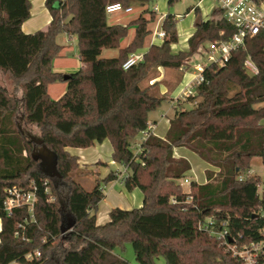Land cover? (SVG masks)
I'll return each instance as SVG.
<instances>
[{
	"label": "trees",
	"instance_id": "1",
	"mask_svg": "<svg viewBox=\"0 0 264 264\" xmlns=\"http://www.w3.org/2000/svg\"><path fill=\"white\" fill-rule=\"evenodd\" d=\"M150 2L46 0L48 27L25 34L31 1L0 0V91L11 102L0 106V264H129L117 253L128 244L138 264H157L159 258L166 264H241L212 231H227V241L241 246L263 238L261 177L248 172L254 158L264 162V33L249 38L223 66H207L205 81L186 99L192 108H177L165 137L149 133L134 153L135 139L152 125L149 114L166 100L159 69H187V60L206 42L229 41L235 33L222 9L204 21L196 8L188 50L173 54L179 40L174 15L164 17V40L152 45L148 38L158 15L153 10L126 25L108 24L109 4ZM132 29L131 42L123 47ZM62 33L77 37L82 63L69 79L54 70ZM109 49L118 56L101 57ZM141 50L142 61L124 70L130 55ZM247 58L258 74L244 68ZM59 82L67 83V91L54 100L48 86ZM106 140L112 160L126 170V191L141 190L144 203L130 210L116 207L110 221L98 224L104 190L98 179L93 190L83 187L81 177L94 171L83 170L69 148ZM178 147L213 168L206 171L205 184L191 182L190 193L180 181L188 178L191 164L175 157ZM54 163L60 178L48 174ZM118 177L113 171L103 181ZM34 187L33 219L27 206L7 211L9 189ZM211 218L215 223L208 231L199 229Z\"/></svg>",
	"mask_w": 264,
	"mask_h": 264
},
{
	"label": "rangeland",
	"instance_id": "2",
	"mask_svg": "<svg viewBox=\"0 0 264 264\" xmlns=\"http://www.w3.org/2000/svg\"><path fill=\"white\" fill-rule=\"evenodd\" d=\"M170 0H151L150 4H147L145 7H136V6H130L133 8V12L131 14H122V13H116L112 15H108V21L112 24H121L126 25L128 22H130L132 19L138 17L140 13H142L144 10H154L157 8V18L154 24L151 25L152 28V34L150 35L149 42L152 41V35L155 31V28L157 27L158 22H160L159 16H175L177 21V34L179 40L172 45L171 50L172 53H178L180 51H187L188 50V41L190 39V36L195 32V25H196V12L192 11L189 12L190 9L193 7L199 6L198 0H175L172 4H169ZM218 8L217 5L211 2V0H208L203 6H200V17L205 21L206 19L211 18L213 11ZM35 13L33 16V19L37 21L36 17H41V12L38 10L34 3ZM37 9V10H36ZM178 15L181 16V18L177 17ZM32 16V15H31ZM148 16V15H147ZM31 18V17H30ZM41 19V18H40ZM42 23V22H41ZM128 39V38H127ZM67 40V36L65 34L60 35L58 38L59 44L66 45L62 51V54L65 55L66 59L62 60V63L66 64L70 68H74L77 66L79 61L78 58V43L70 44L69 42H65ZM69 41V39H68ZM161 42V39H157V41L154 44H157ZM206 48L207 44L200 47L199 51L195 53V55L191 56L190 59L186 62L187 69H181V70H166L160 68V73H165L164 78L161 80H158L160 91L163 95L166 96V100L162 102V106L156 111L149 114L150 121H153L154 119H160L161 116L165 115V113L170 110L169 116H172L174 114V109L171 108L170 104V98H174L178 95H180L183 91H187L189 88V85L191 82L195 79L197 75V70H195V67L200 64L202 66L208 65L207 60V54H206ZM145 50H141V53ZM117 55L116 49H109L105 50L103 52V55L101 57L109 59L113 58ZM72 71L63 72L65 74H72L75 73V69H71ZM185 72V73H183ZM65 82H59L55 83L50 86L49 91L50 95L53 99H56L61 93V90L63 87H65ZM166 90V91H165ZM182 99L184 101H182ZM181 102H183L186 109H191L193 105L186 102L187 97L184 95L182 97ZM182 105H179V108ZM182 106V107H184ZM177 109V108H176ZM29 131H31L33 134H37L38 130L34 127L28 128ZM163 126H160L159 133L162 132ZM142 137L139 135L136 139L137 142H140ZM133 152L135 151V145H132ZM186 158L188 159L189 163L191 164V168L194 170V174H189L188 179L192 180L193 182L196 181L198 183L202 182L205 179V171H206V164L199 158L198 155H196L194 152H186ZM111 159V156L106 157L104 160L106 162H109ZM251 170H254L255 175L261 177L262 185L260 186V190H264V162L263 160L258 157L254 158L251 161ZM86 167H82L83 170H85ZM115 168H118V166H112L107 167L106 165H98L91 166L90 170L94 171V174L87 175L81 177V184L83 187H85L88 191L93 190L95 187V182L97 179L101 183V187L104 190L105 196H108V193L113 189V185L111 183H106L103 181V179L113 172ZM121 183H118V187L114 188L112 191V195L105 197L103 200V204L101 205L100 209L103 210L104 208H111V201H114L113 197L117 196L118 200L124 203L125 207L132 208H138L139 206L142 207L143 205V194L141 190L139 200L140 203H134L132 201V192H128L125 189L122 190ZM180 184L183 185V189L185 192H190V187L187 186V184H184V180L180 181ZM137 190V189H135ZM131 202V203H130ZM113 204V203H112ZM118 254H120L125 260L129 262V264H138L136 262L135 257V251H133L132 244L126 245L125 252H121L117 250ZM157 264H166L165 258H159L156 260Z\"/></svg>",
	"mask_w": 264,
	"mask_h": 264
},
{
	"label": "built area",
	"instance_id": "3",
	"mask_svg": "<svg viewBox=\"0 0 264 264\" xmlns=\"http://www.w3.org/2000/svg\"><path fill=\"white\" fill-rule=\"evenodd\" d=\"M199 2L203 0H198ZM216 5L219 9H222L227 21H229L235 28V33L232 39L229 41L219 42H206V54L208 65L216 64L223 66L232 56V52L238 50L240 47H244L246 41L249 38L255 37L259 33H264V0H216ZM133 12L132 7H123L120 3H113L107 6V15L116 13L131 14ZM156 30L153 33V39L164 40L165 32L162 28V24L158 22ZM204 44V45H206ZM131 57L124 64V70L139 63L144 58L143 53H135L130 55ZM207 66L198 64L195 67L197 75L195 79L189 85L187 91L184 92L183 96L189 97L196 93L197 86L205 81L204 73ZM244 68H246L252 75L259 73V69L253 63L250 58H247L244 62ZM145 136L144 140L149 135L148 132L143 133ZM143 140V142H144ZM142 144V143H141ZM141 144L138 147V152L141 150ZM248 174H253L249 171ZM124 175L122 178L124 179ZM244 176L239 177V181H242ZM184 184L191 187V181L186 178ZM36 191L34 187L32 191H23L18 188H12L8 190V197L5 201V206L9 213L16 207L27 206L33 219V211L36 201ZM264 194V190L261 191ZM190 193V192H188ZM173 202H176L173 200ZM264 218V204L259 212ZM215 221L211 218L207 222H201L199 229L208 231L209 228L214 225ZM219 239L223 240L226 248L232 253L233 257L236 258L241 264H264V228L262 229L263 238L259 242H251L245 245L237 244L236 240L227 241V231H212ZM18 234V233H17ZM16 234V235H17ZM40 256L39 253H37ZM32 255L28 258L31 259Z\"/></svg>",
	"mask_w": 264,
	"mask_h": 264
},
{
	"label": "crops",
	"instance_id": "4",
	"mask_svg": "<svg viewBox=\"0 0 264 264\" xmlns=\"http://www.w3.org/2000/svg\"><path fill=\"white\" fill-rule=\"evenodd\" d=\"M30 1H31V10L30 11H31V15L32 16H31V18H29L22 25L23 31H24L25 34H27V33L28 34H34V33L38 32V31H42L43 29H46L48 27V24L51 22V19H52L49 10H47V8L45 6V1L46 0H30ZM207 1L208 0H203L201 2L198 1L197 5H199V6L193 7L191 10H189V12H192V11L195 12L196 8L200 9V6H203ZM211 2L216 5V0H211ZM34 3L36 5V7L38 8V10L41 12V17H38V16L36 17L37 21H35V19H33V16H34V13H35V10L33 9L34 8ZM153 11L157 12V8L154 9ZM159 17H160V23L162 24V21H163L165 16H159ZM177 17L181 18L180 15H178ZM108 24H112V23H110L108 21ZM156 28H155V30H156ZM133 32H134L133 29L130 30V35H129L128 39H125V42L123 43V47L127 46L131 42V38L133 36ZM62 34H65V33H62ZM62 34H60V35H62ZM60 35L56 38V42L58 44H59L58 38L60 37ZM65 35L67 36V40H65V42H69L70 44H75L77 42V37L68 36L67 34H65ZM68 39H69V41H68ZM156 41H157V39H153V35H152V41H150V44L152 45ZM162 41L163 40H161V42ZM59 45H61L63 47L62 51H63V49L65 47L67 48L66 45H63L61 43ZM62 51H61L60 56L58 57V59H56L55 62H54V70L55 71L61 73V72H67L69 70L72 71L71 69H75L77 71L79 68H81L82 63H81V59L79 58V48H78V58H79L80 62H78L77 66L74 67V68H70L66 64L62 63V60L66 59L65 55L62 54ZM103 52H102V55H103ZM139 53H141V52H139ZM142 53H144V52H142ZM117 56H118V50H117V55L115 57H117ZM115 57H113V58H115ZM183 73H185V72H183ZM164 75H165V73H161V76L158 78V80H161L162 78H164ZM4 85H8V84L5 83ZM51 85H53V84H51ZM51 85L48 86V91H49V88H50ZM66 89H67V83L65 84V87H63V89L61 90L60 95L58 97H56V99H54V100H57V99L61 98L62 95L67 91ZM49 94H50V91H49ZM183 94H184V91L180 95L176 96L175 99L174 98H170V100H171L170 101L171 108H173L174 111H175L174 114L172 116H169L170 110H168L165 113L164 116L163 115L161 116L160 119H154V123H153V121H151L152 125L150 126L149 130L146 131V132L152 133V134H154L157 137H163V138L165 137V135H166V133H167L169 127H170L171 119L174 117V115L176 113V108H179V105H182V106L186 105V104H183V102H181V100H180V99H182ZM182 101H184V100L182 99ZM10 103H11L10 99L7 97V95L4 92L0 91V106H4V105L10 104ZM149 121H150V119H149ZM160 126H163V130H162V132L159 133L158 131H159ZM140 136L142 137L141 141L137 142L136 141L137 138H136L134 143H133V145H135L134 153H138V147L140 146V144L143 142V140L145 138L144 134H141ZM69 151L73 155H77L80 158L79 164L82 167H86L88 169H90L91 166H93V167L96 166V164H99V163H102L103 165H106L107 167L118 166V168H115L114 171L119 174V177H118L117 180H115V181H113L111 183L113 185V189L108 193V196L112 195V191L114 190V188L118 187L117 185H118L119 182L121 183L120 185L123 187L122 190L125 189V186L123 185L122 175L126 173V170H125V168L123 166L115 163L112 160L113 147H112V145H111L109 140H106L103 143H96V145L91 147V148H87V149H81V148H79V149H71V148H69ZM174 152H175V157L176 158L177 157L186 158V154L185 153L186 152H190V151L187 150L186 148L178 147L177 149L174 150ZM109 155L111 156V159H110L109 162H106L104 159L106 157H109ZM210 169H213V168L209 167L206 164V171H208ZM206 171H205V179L202 182H200L199 184H205L207 182V180H206ZM251 171L253 172V174H255L254 170H251ZM190 174H194L193 168H192V171L190 172ZM190 181L192 182L191 179H190ZM133 192L134 193H132V196H133L132 201L134 203H137V204L140 203L139 200L141 199V197H140L139 189L134 190ZM108 196L106 195L105 197H108ZM113 199H114V201H111L113 204L111 203L112 206H111V208H108V209L104 208L103 210H101L100 207L103 204L102 203L103 200L100 202L101 204L99 206V210H98V213H97V219H98L97 222H98V224H105L108 221H110L109 213L116 207H119V208L125 209V210H130V207H125L124 203L119 201L117 196H114ZM1 228H2V222L0 221V232H1ZM0 240H1V238H0Z\"/></svg>",
	"mask_w": 264,
	"mask_h": 264
},
{
	"label": "water",
	"instance_id": "5",
	"mask_svg": "<svg viewBox=\"0 0 264 264\" xmlns=\"http://www.w3.org/2000/svg\"><path fill=\"white\" fill-rule=\"evenodd\" d=\"M69 78H70L69 75H65V79H69ZM38 142L40 144H42V141L41 140H39ZM46 162H47V160H46ZM48 174H49L50 177L60 178V173L57 171L56 164L55 163L52 166L49 167Z\"/></svg>",
	"mask_w": 264,
	"mask_h": 264
}]
</instances>
